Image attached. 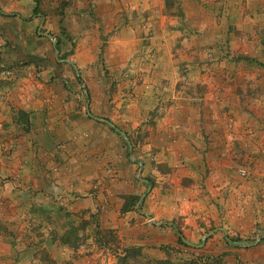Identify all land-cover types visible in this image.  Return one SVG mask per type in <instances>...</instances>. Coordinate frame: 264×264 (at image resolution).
Wrapping results in <instances>:
<instances>
[{
    "label": "rangeland",
    "instance_id": "374dc122",
    "mask_svg": "<svg viewBox=\"0 0 264 264\" xmlns=\"http://www.w3.org/2000/svg\"><path fill=\"white\" fill-rule=\"evenodd\" d=\"M38 2L55 47L4 77L68 111L76 193L27 138L30 186L0 166V264H264V0Z\"/></svg>",
    "mask_w": 264,
    "mask_h": 264
},
{
    "label": "crops",
    "instance_id": "0c3cea01",
    "mask_svg": "<svg viewBox=\"0 0 264 264\" xmlns=\"http://www.w3.org/2000/svg\"><path fill=\"white\" fill-rule=\"evenodd\" d=\"M38 3V0H0V140L5 143V147L12 148L9 152H0V166L6 173L15 172L18 168H15L16 166H22L20 175L28 184L27 186H30L31 177L36 171L33 165H36L37 161H33L34 156L30 152L31 146L27 138H31L33 141L38 139L41 149L39 157L44 159L39 168L41 165H51V167L58 168L59 172L64 169V176L68 177H66L67 179L59 177L57 183H60L59 189L61 190L58 192H63L68 198H71L76 193L73 192L76 190L73 188L76 175L74 163L72 160L67 163L63 162L61 153L55 151V147L62 142V134L68 133L66 134L67 138L75 139L73 135L70 136V133L74 134L73 132L65 131L64 124L67 122L68 111L59 109L45 111L42 109L43 102H39L40 99L34 97L36 95L35 88L39 87L37 82H28L26 78H20L15 84L18 90L14 93L12 87L14 83H10L4 77V71L10 69L14 63L20 62L23 53L35 52L37 55H43L49 50L50 44L51 48L55 47V43L46 36L47 34L51 35L50 31L54 29V26L37 11ZM14 26L18 31H12ZM17 38L19 39L17 40ZM212 95L216 98L218 94L214 92ZM28 96L34 101H29ZM30 102H33L32 106ZM212 106L215 104L207 102L204 110L213 109ZM13 111H20L29 116L30 134L24 132L26 125L12 120ZM47 119L54 121H47ZM212 124L214 125V123ZM21 127L24 128L23 131ZM16 132H21L22 137L16 138ZM31 133L35 134L31 135ZM66 141L63 140V142ZM46 145L52 147L49 149ZM45 148L49 150L44 151ZM28 195H32V193L28 191ZM39 209L43 210V208Z\"/></svg>",
    "mask_w": 264,
    "mask_h": 264
},
{
    "label": "water",
    "instance_id": "95a60500",
    "mask_svg": "<svg viewBox=\"0 0 264 264\" xmlns=\"http://www.w3.org/2000/svg\"><path fill=\"white\" fill-rule=\"evenodd\" d=\"M46 36H47L48 38H50L54 43L57 41V39L53 38L51 35H48V34H47ZM106 123L109 124L112 128H115V127H114L112 124H110L109 122L106 121ZM116 131H117V130H116ZM121 135L124 137V136H125V133H121ZM142 181L144 182L145 180L142 179ZM169 225H171V224L169 223ZM219 230L223 231L224 234H226V232H225L224 229H219ZM215 231H217V229H216V230H213V231H211L209 234L205 235V236L202 238V244L205 242V239H206L209 235H211L212 233H214Z\"/></svg>",
    "mask_w": 264,
    "mask_h": 264
},
{
    "label": "trees",
    "instance_id": "16d2710c",
    "mask_svg": "<svg viewBox=\"0 0 264 264\" xmlns=\"http://www.w3.org/2000/svg\"><path fill=\"white\" fill-rule=\"evenodd\" d=\"M59 44V42H57V45ZM77 79L79 80V77L77 76ZM114 130H116V128H113ZM175 231H176V233L178 234V236H179V241H183V238H182V233H181V231L180 230H178V229H176L175 228Z\"/></svg>",
    "mask_w": 264,
    "mask_h": 264
}]
</instances>
